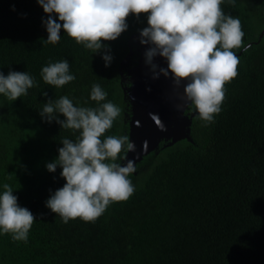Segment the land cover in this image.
Masks as SVG:
<instances>
[{
	"label": "trees",
	"instance_id": "obj_1",
	"mask_svg": "<svg viewBox=\"0 0 264 264\" xmlns=\"http://www.w3.org/2000/svg\"><path fill=\"white\" fill-rule=\"evenodd\" d=\"M221 8L241 22L242 46L233 51L251 44L238 55V75L225 84L213 122L193 115L192 141L160 142L145 155L129 176L134 192L127 200L110 204L94 222L64 223L46 201L66 181L59 166L52 173L46 165L58 158L63 139L76 141L80 133L39 113L62 96L97 107L90 99L96 83L107 93L104 102L121 109L104 135L128 137L123 88L130 82L121 81L120 62L129 49L138 52L132 34L147 27V15H130L120 37L102 42L113 57L105 67L101 54L63 30L58 43H46L47 14L37 0H0V72H28L36 82L15 101L0 94V194L8 184L37 218L27 242L0 231V264H264V5L223 0ZM63 59L75 80L46 84L42 68Z\"/></svg>",
	"mask_w": 264,
	"mask_h": 264
},
{
	"label": "clouds",
	"instance_id": "obj_2",
	"mask_svg": "<svg viewBox=\"0 0 264 264\" xmlns=\"http://www.w3.org/2000/svg\"><path fill=\"white\" fill-rule=\"evenodd\" d=\"M223 0H37L47 19L42 20L48 33L46 43L60 41L61 31L76 43L101 54L105 67L113 57L103 41H114L128 29L127 18L147 15V27L139 30V42L146 45L145 64L153 78H173L184 85V96L195 107L199 118L213 122L221 110L225 84L238 75L240 48L244 33L238 18L226 15ZM133 37V36H132ZM138 56V52H137ZM166 61V67L155 58ZM43 81L62 87L75 80L67 59L49 62L41 70ZM36 86L28 72H0V94L15 101ZM125 88V87H124ZM127 89V88H126ZM43 95L47 96L44 92ZM107 93L99 84L92 85L90 99L97 107H77L67 96L44 103L40 116L53 120L65 129L79 131L76 141L65 138L58 158L46 165L54 173L59 166L66 181L46 201V207L64 223L80 218L94 222L107 207L127 200L134 192L129 176L134 164L118 162L121 153L134 150L127 136L104 134L121 114L119 106L106 101ZM64 119H60V116ZM130 115V114H129ZM129 119V116H128ZM0 194V231L15 241L27 242L28 233L37 218L19 206L18 197L8 184Z\"/></svg>",
	"mask_w": 264,
	"mask_h": 264
},
{
	"label": "water",
	"instance_id": "obj_3",
	"mask_svg": "<svg viewBox=\"0 0 264 264\" xmlns=\"http://www.w3.org/2000/svg\"><path fill=\"white\" fill-rule=\"evenodd\" d=\"M263 34L264 28L258 40ZM135 35L137 33L132 34ZM250 44L247 43L236 54L239 55ZM146 48V45L139 43L136 63L125 69L130 86L127 92L126 88H123L124 96L130 104L128 139L134 145V150L126 151L120 163L126 165L128 161H132L134 169L145 155L158 148L160 142L171 145L181 139L192 141L190 125L192 116L198 113L196 109L187 111L191 104L184 96V85L188 81H182L180 86H176L171 74L167 78L163 75L153 78V73L145 64ZM131 54L132 50L129 49L120 62L121 68ZM154 62L160 67L167 66L161 57H156ZM121 76L123 81V74ZM132 173H135V170Z\"/></svg>",
	"mask_w": 264,
	"mask_h": 264
},
{
	"label": "flooded vegetation",
	"instance_id": "obj_4",
	"mask_svg": "<svg viewBox=\"0 0 264 264\" xmlns=\"http://www.w3.org/2000/svg\"><path fill=\"white\" fill-rule=\"evenodd\" d=\"M243 1H246V0H243ZM251 2L253 3V4H255L256 6H258V7H260V8H262V6L264 5V0H251ZM133 39H134V41H135V50H137V48H138V46H139V35H135V36H133ZM132 50V49H131ZM134 52H133V50H132V54L128 57V59H127V61L125 62V64H124V72L126 71L125 69H127L128 67H131L132 65H134L135 63H136V59H137V57H133L132 55H137V53L136 54H133ZM125 75V76H124ZM123 75V78H124V80L125 81H129L128 80V76L126 75V74H124ZM129 86L130 85H128V86H124L125 88H129ZM128 91V89H126V92Z\"/></svg>",
	"mask_w": 264,
	"mask_h": 264
}]
</instances>
